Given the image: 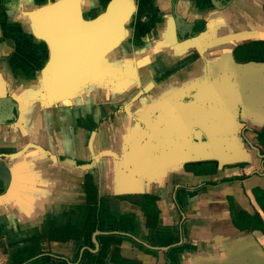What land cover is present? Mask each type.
I'll use <instances>...</instances> for the list:
<instances>
[{
    "label": "crops",
    "instance_id": "1",
    "mask_svg": "<svg viewBox=\"0 0 264 264\" xmlns=\"http://www.w3.org/2000/svg\"><path fill=\"white\" fill-rule=\"evenodd\" d=\"M54 1L0 0V89L7 85L13 92L17 88L22 90L19 85L26 77H33L42 66L45 47L29 32L30 21L26 13ZM247 15L244 25L235 21L236 30H253L259 24L255 12ZM262 20L264 26V18ZM252 36L253 33H246L241 41L254 38ZM11 53L14 55L10 60L2 61L4 55ZM12 61L18 63L17 67ZM140 61L147 63L144 59ZM7 76L10 82L2 84ZM171 85L170 82L164 89L159 86L156 92L147 90L131 96L126 90L117 91L115 95L103 88L100 102L96 100L93 106L87 103L85 107L80 106L81 109L76 106L78 113L72 112L74 116H70V124L77 128V117L83 118L84 130L80 134L70 130L68 137L62 114L56 124L51 119V129L38 134L32 145H25L27 141L23 135L16 134L14 139L7 127H0V151H17L14 159L7 161L15 166V176L18 177L17 186L0 197V264H116L111 262L115 252L137 264H167V256L169 264H264V252L258 255L253 238L230 227L229 216L191 213L193 194L228 185L175 191L176 185L196 186L218 179L220 174L196 177L179 166L166 170L163 161L152 168L151 156L146 150L160 142L158 156L165 160L166 141L161 133L151 135L150 129L140 124L151 125L150 122L155 120L149 114L147 103L156 101L154 99ZM125 102L126 105L116 111L117 105ZM114 112L115 120L103 122L90 148L88 141L94 122L106 119ZM56 126L60 131L55 130ZM138 131L142 132L143 139L136 143L140 139ZM178 152L174 155H179ZM59 154L71 160L61 163L56 157ZM93 159L97 161L95 169L89 172L79 170L77 161L86 164ZM89 173L98 189L97 201L87 199L84 177ZM135 195H141V198ZM144 196L158 199L159 219L154 227L148 226L147 216L139 204ZM175 199L190 217L187 229L196 224L203 232L200 236L207 237L206 241L217 240L212 241L213 244L211 241L205 243L208 245L205 253L197 254L190 245L185 250L173 249L168 255L154 248L178 240L179 213ZM197 216L201 219H196ZM60 227L78 229L84 237L82 240L44 244L43 251L50 255L42 259L34 256L33 238ZM222 230H228L225 236ZM213 232L220 233V236ZM188 236L195 241L196 236L192 233ZM224 238L230 243L228 253L218 252ZM235 240L238 241L235 243ZM79 254L81 261L78 260Z\"/></svg>",
    "mask_w": 264,
    "mask_h": 264
},
{
    "label": "flooded vegetation",
    "instance_id": "2",
    "mask_svg": "<svg viewBox=\"0 0 264 264\" xmlns=\"http://www.w3.org/2000/svg\"><path fill=\"white\" fill-rule=\"evenodd\" d=\"M110 1L94 0L95 8H93L92 1L82 0L84 16L87 19H92L86 16V9L88 8L90 11H94L93 18L97 17L102 13L101 7L103 4H107ZM133 2L136 10L126 24V38L120 47L115 48L108 54L104 62L110 68V74H118L123 76V79L101 80L83 89L72 99H65L61 102L49 101V97L56 95L57 80L51 76L50 87H45L43 84V69L52 58H62L68 62L70 55L51 54L49 46L35 37L44 44L46 51L41 60L42 66L35 72L33 77H26L25 81L22 82L23 85H19V88L22 87L20 91L17 88L13 92L9 86H1L0 127H7L14 139H16V134L23 135L27 141L25 144L27 146L35 142L38 134H45L49 128L51 129V119H53L55 124L60 121L61 114L67 137L70 130L76 131L78 134L83 133L84 125L81 123L83 118L77 117L79 125L75 128V125L72 126L70 124L72 118L70 116L73 115L72 112L76 111L78 113L76 106L81 109L80 106L85 107L87 103L93 106L96 100L100 102L99 99L102 98L103 88L115 95L117 91L126 90L129 91L128 95L131 92L129 95L131 96L136 92L146 93L147 90L156 92L160 85L171 78H175L176 91L178 93L187 91L192 97L197 94L199 88H205L206 92H211L212 94L215 89L221 91V86L217 85V83H221L224 80L234 82L238 79V82L242 84L240 87L244 91V81L248 79V81L255 83V98L258 99L254 107L255 116H247L246 111L239 106L238 124H240V137L251 154L246 157L244 162L224 166L222 169H220L219 163L214 161L187 163L185 165L186 172L196 177H211L219 174L220 177L191 187L186 184L176 185L175 191L177 192L181 189L197 190L205 186L218 187L228 185L227 200L232 226L240 233L250 235L257 247L258 255H261L264 252V26H262L264 0H133ZM249 12L256 13L255 20H258L259 24L253 30H245V28L236 30L235 21H241L244 25ZM27 28L31 33V22L28 23ZM246 33H253L254 36L252 37L254 38L241 41ZM13 55V53L4 55L2 61L10 60ZM141 59L147 62H143L144 69L135 71L127 68V65L131 63L128 61ZM119 60L121 64L126 65L124 69L118 68ZM12 62L15 66L18 65L16 62ZM247 66H249L248 69L246 68ZM62 73L63 75L65 73L67 77L63 82H65V87L68 88L69 65H64ZM9 82L10 79L7 76L2 84ZM222 90L229 89L222 88ZM91 92H94V94L92 96L88 95ZM162 99L159 96L157 101L147 103L146 107L150 110L149 114L151 116L153 108L157 106L161 110L165 108L164 105L166 103L161 102L163 101ZM76 100L81 102L75 103ZM191 103L186 101L179 102L175 107L180 114L181 109ZM125 105L126 102L117 105L116 111L119 112L120 108ZM202 105H205L208 110L213 109L212 102ZM164 112L165 110L161 112L162 115L166 114ZM155 114L157 116V113ZM93 119L95 120V117ZM114 120L115 112L109 114L106 119H99L98 122H94L92 134L88 141L90 148L103 122ZM143 124L145 123L143 122ZM55 130L60 131L57 126ZM157 146H161L160 142ZM146 151L156 152L159 149ZM16 155L17 151H0V162H3L11 173L8 189L5 188L4 182H0V197L6 195L9 190L18 184V177L16 178L15 176L16 168L8 162L12 161ZM56 157L61 163L71 160L70 157L62 154ZM77 163L78 166L84 165L79 161ZM84 179L88 201H97L99 194L93 176L89 173L85 175ZM157 202L158 199L156 197L144 196L139 203L147 216L149 227H154L158 223L159 210ZM174 202L179 213L178 240L154 248L168 255L169 251L173 249L185 250L190 245L197 254L205 253L208 249V245L205 243L211 241L213 244L214 242L212 241L217 240L211 238L206 241L207 237L205 239L200 236L203 233L202 231L187 229V222L190 217L176 199ZM73 232L76 233L74 234ZM222 232L225 236V232H228V230H222ZM189 233L196 236L195 241L190 239ZM213 233L216 236H220L218 232ZM83 237L84 233L78 229H73L72 227L57 228L33 238L34 256L42 259L50 255L48 252L43 251L44 244L50 245L52 242L82 240ZM237 241L233 242L236 243ZM221 242L222 244L219 247L221 249L218 252L228 253L229 241L224 238ZM166 259L167 264H169L170 258L167 256ZM78 260H82L80 254ZM111 262L116 264H137L121 258L116 252Z\"/></svg>",
    "mask_w": 264,
    "mask_h": 264
},
{
    "label": "water",
    "instance_id": "3",
    "mask_svg": "<svg viewBox=\"0 0 264 264\" xmlns=\"http://www.w3.org/2000/svg\"><path fill=\"white\" fill-rule=\"evenodd\" d=\"M135 10L133 0H111L107 4H103L101 14L95 18L87 19L84 16L82 0H56L26 13L31 22L33 35L49 46L51 54L70 55L68 62L62 58H52L43 69L45 87H50L51 76L57 80L56 95L49 97V101L61 102L65 99H72L83 89L101 80L124 78L118 74H110V68L104 62L108 54L120 47L126 38V24L135 14ZM128 62H131L130 65H127L129 69L135 71L144 69L140 60ZM118 63L119 69L126 67L121 64L120 60ZM63 64L69 65L68 88L63 82L67 79L65 73L64 75L62 73ZM246 68L248 69L249 66ZM170 82L172 85L166 91H161L160 94L163 98L161 102L166 103L165 108L161 110L157 106L151 110L152 116L155 118L150 122L151 125L140 124L142 127L147 126L151 135H160L161 133L162 138L166 141L165 160L158 156V151L149 152L152 168L154 169V166L161 161H163L166 170L176 166L185 169V165L191 162L214 161L219 163L220 169L224 166L244 162L251 153L240 137L238 107L241 106L247 116H255L254 107L258 100L255 98V83L246 79L244 81L245 90L242 91L243 88L240 87L242 84L238 82V79L234 82L224 80L217 83L221 86V91L215 89L212 94L206 92L205 88H199L197 94L191 97L187 91L180 93L176 91L175 78H171L166 86L160 85V87L162 86L164 89ZM222 88L229 90H222ZM158 98L154 100L157 101ZM184 101L192 103L182 108L179 114L175 106ZM208 102L213 103V109L208 110L205 105H202ZM163 110H165V115L161 113ZM136 133L140 138L136 143H139L143 139L140 136L142 132ZM157 145L152 149L158 150ZM175 152H178L179 155H174ZM96 165V159H93L78 168L83 172H89ZM10 177V170L3 162H0V182H4L6 189L9 187ZM227 188L224 186L222 189L214 191H197L192 195L194 203L191 213L198 215L214 213L229 216L230 227L233 228L227 200ZM135 196H138V199L141 198V195ZM133 200L136 201L135 198ZM167 214L166 212L165 215L167 216ZM200 217L197 216L196 219ZM199 228L201 227L194 224L189 229L199 230Z\"/></svg>",
    "mask_w": 264,
    "mask_h": 264
},
{
    "label": "rangeland",
    "instance_id": "4",
    "mask_svg": "<svg viewBox=\"0 0 264 264\" xmlns=\"http://www.w3.org/2000/svg\"><path fill=\"white\" fill-rule=\"evenodd\" d=\"M90 1H92V6H93V8H95V2H94V0H90ZM101 9H102V7H101ZM86 16L88 17V18H93V16H94V11L93 10H91L90 11V9H86Z\"/></svg>",
    "mask_w": 264,
    "mask_h": 264
}]
</instances>
